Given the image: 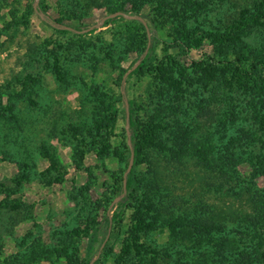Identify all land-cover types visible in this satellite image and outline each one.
I'll return each instance as SVG.
<instances>
[{"label": "rangeland", "instance_id": "374dc122", "mask_svg": "<svg viewBox=\"0 0 264 264\" xmlns=\"http://www.w3.org/2000/svg\"><path fill=\"white\" fill-rule=\"evenodd\" d=\"M87 262L264 264V0H0V264Z\"/></svg>", "mask_w": 264, "mask_h": 264}, {"label": "trees", "instance_id": "16d2710c", "mask_svg": "<svg viewBox=\"0 0 264 264\" xmlns=\"http://www.w3.org/2000/svg\"><path fill=\"white\" fill-rule=\"evenodd\" d=\"M40 9H42V6H40L39 5V7H38V9H37V11H39ZM41 11V10H40ZM251 21H256L255 19H254V17H251V18H249ZM107 19L105 18V20H104V22L106 21ZM249 20V21H250ZM44 21L47 23V24H49V25H51L52 27H53V29L54 30H56V31H59V32H66V33H71V34H76V33H78V32H80V29L78 28V27H76V26H66V25H62V24H60V23H58L56 20H49V19H47V18H45L44 19ZM141 28L146 32V26H145V24H143V22L141 21ZM212 35L215 37V39L217 40V41H219V42H222V41H224V40H231L232 39V36H230L228 33H217V32H214V33H212ZM191 38V35L189 34V33H186V34H183V36H182V39L185 41V42H187L189 39ZM149 54H150V50H149V48L147 47V45H145V47H144V49H143V52H142V54H141V56H140V58H139V62H138V64L136 65V66H134L133 68H131V73H136V74H139V73H141L142 71H143V68L145 67V64H146V62H147V59H148V57H149ZM199 64H200V62H199ZM129 103V102H128ZM130 111V115L132 114V108L129 110ZM115 119V114L114 113H111V115L109 116V118H108V120L109 121H113ZM129 123H130V125H132L133 124V120H132V117L130 116V120H129ZM125 148H126V153H127V156L129 157V158H135L136 156H138V154H139V151H140V146H139V143H138V141L137 140H135V141H132V139H131V142H130V144H129V146H125ZM225 161H226V159H225ZM125 172V174L120 178V186H121V189H120V194H121V196H125L126 195V191L128 190V188L130 187V185L132 184V181H133V169L132 168H130L129 170H125L124 171ZM231 172V171H230ZM229 172V173H230ZM229 173H228V175H229ZM234 173V171L232 170V174ZM227 174H225V171L224 170H219L218 171V173L216 174V176H215V179H218V180H220L222 177L224 178V177H227L228 176ZM223 186V184H222V182H220V186H219V189L221 188ZM254 214V211L251 213V214H249V219H252V220H257V218L256 219H254L251 215H253ZM217 220H221L220 218H217ZM183 221L185 222L186 221V219H183ZM201 221V220H200ZM211 221H212V218L211 219H209V220H204L203 222H199L200 223V226L201 227H203V229L205 230V231H207L208 233H212L213 232V230H217V229H219V223L218 222H216V223H211ZM198 222V221H197ZM189 223H192V222H189ZM211 223V224H210ZM193 224H195V222H193ZM210 224V225H209ZM186 225H189V224H186ZM208 225V226H207ZM204 226H206V228H204ZM189 228L191 229V231H192V226H189ZM236 230H232V232L234 233ZM222 238H225L224 236H222ZM228 238V237H227ZM218 244L221 246V244L223 245V246H228V245H230L229 246V248L227 249V251L228 252H230L231 250H233L234 248H235V246H236V244H235V242H234V240L233 239H231V238H228L226 241L225 240H222V241H218ZM217 244V245H218ZM221 250V249H220ZM226 250V249H225ZM225 250H222L223 252L225 251ZM244 256H250V254L249 253H246V254H241V256H240V260H242V258L244 257ZM239 263H241V262H239ZM87 264H88V262H87ZM241 264H245V263H241Z\"/></svg>", "mask_w": 264, "mask_h": 264}, {"label": "water", "instance_id": "95a60500", "mask_svg": "<svg viewBox=\"0 0 264 264\" xmlns=\"http://www.w3.org/2000/svg\"><path fill=\"white\" fill-rule=\"evenodd\" d=\"M120 12H116L115 14H119ZM128 170H129V167H128Z\"/></svg>", "mask_w": 264, "mask_h": 264}]
</instances>
